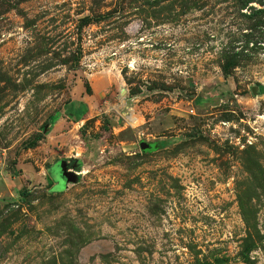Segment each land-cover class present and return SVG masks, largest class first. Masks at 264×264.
<instances>
[{
    "label": "rangeland",
    "instance_id": "1",
    "mask_svg": "<svg viewBox=\"0 0 264 264\" xmlns=\"http://www.w3.org/2000/svg\"><path fill=\"white\" fill-rule=\"evenodd\" d=\"M0 264H264V0H0Z\"/></svg>",
    "mask_w": 264,
    "mask_h": 264
},
{
    "label": "crops",
    "instance_id": "2",
    "mask_svg": "<svg viewBox=\"0 0 264 264\" xmlns=\"http://www.w3.org/2000/svg\"><path fill=\"white\" fill-rule=\"evenodd\" d=\"M62 158L64 159L63 161H62ZM67 160V158L65 157H59V158H57V159H55L54 161H52V162H50L48 165H46V167H45V170H46V176H47V182H49V184L52 186V188L54 187V186H56V184L51 180V178H50V172H49V169H50V166L52 165V164H54L55 162H57V161H60L61 163H60V174H61V176L63 177V179L65 180V186L70 182V180L69 179H71V178H73L74 176L76 177V176H78V172H77V170L76 169H74L73 167H71V168H69V169H66L67 167V164L69 163V162H67L66 160ZM72 161V160H71ZM66 169V174L67 175H63V169Z\"/></svg>",
    "mask_w": 264,
    "mask_h": 264
},
{
    "label": "water",
    "instance_id": "3",
    "mask_svg": "<svg viewBox=\"0 0 264 264\" xmlns=\"http://www.w3.org/2000/svg\"><path fill=\"white\" fill-rule=\"evenodd\" d=\"M142 147H144V144H142ZM63 175H64V176L67 175V174H66V169H65V168L63 169ZM69 180L72 181V178L69 179Z\"/></svg>",
    "mask_w": 264,
    "mask_h": 264
},
{
    "label": "trees",
    "instance_id": "4",
    "mask_svg": "<svg viewBox=\"0 0 264 264\" xmlns=\"http://www.w3.org/2000/svg\"><path fill=\"white\" fill-rule=\"evenodd\" d=\"M90 90V89H89Z\"/></svg>",
    "mask_w": 264,
    "mask_h": 264
}]
</instances>
